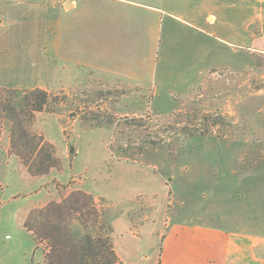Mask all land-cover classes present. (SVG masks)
I'll return each instance as SVG.
<instances>
[{
	"label": "rangeland",
	"instance_id": "obj_1",
	"mask_svg": "<svg viewBox=\"0 0 264 264\" xmlns=\"http://www.w3.org/2000/svg\"><path fill=\"white\" fill-rule=\"evenodd\" d=\"M11 2L0 0V81L7 86L0 87V264H44L50 243L24 224L33 211L79 191L93 197L100 217L82 200L78 212L72 200L61 211L66 223L81 234L104 233L107 224L121 264H158L173 223L264 236V52L249 50L247 36L239 48L227 44L240 22H207L210 0H167V7L142 0L166 11L158 44L155 12L131 8L143 27L123 33V48L93 52L98 45L78 36L63 53L55 8L13 18ZM252 7L257 20L249 28L258 34L264 0ZM169 13H187L198 29ZM66 54L80 65L67 68ZM125 63L146 70L153 63L142 92L95 78ZM37 88L51 97L30 117L33 103L24 96ZM10 106L18 122L8 119ZM49 155L55 166L35 174Z\"/></svg>",
	"mask_w": 264,
	"mask_h": 264
},
{
	"label": "crops",
	"instance_id": "obj_2",
	"mask_svg": "<svg viewBox=\"0 0 264 264\" xmlns=\"http://www.w3.org/2000/svg\"><path fill=\"white\" fill-rule=\"evenodd\" d=\"M15 1V3L8 4L9 13L7 14H11L13 18L19 16V18L26 19L28 12L41 16L44 13L43 9L47 6L56 9L58 18L56 21L57 48L59 51L62 49L63 53H65L63 50L64 43L73 37L70 43L71 48L74 49L76 42L74 37L78 36L86 37L88 43L93 42L98 45V49H92L93 52L99 51L110 54L108 51L123 48V41L119 39L124 35L123 33L143 27L142 17L138 18L136 11L131 8H147L155 12L158 18L157 26L153 29V41L158 44L163 21L161 15L166 12L164 9L146 5L142 0ZM160 1L162 6L167 7L165 6L167 0ZM224 1L227 2V0H210V2L205 3L204 8H207L208 5L211 8L203 13L206 14L205 20L212 25L218 21L223 22L225 19L227 23L229 21L232 23L240 22V27H234L236 31L227 32L226 35H229L227 37L229 41L225 40L227 44L232 48H239L242 46L239 44L240 38L247 36L249 50L264 52V30L260 29L262 33L259 30L257 34L254 26L249 28L250 24L252 25L257 20L256 16L250 18L249 11L258 0H232L236 3L230 4L231 7L225 5ZM230 10H235L233 15H229ZM252 11L254 12V8ZM169 15L184 23L186 27L188 25L198 29L196 25L187 22V13L180 16L174 13H169ZM247 22L249 24L245 28ZM261 23L264 27V18H261ZM244 29L248 34L241 33ZM102 47H107L108 50L104 51L101 49ZM4 53H8V51L3 50ZM66 55L63 60L67 63V68L71 64H74L75 67L80 65L73 57L70 58L69 54ZM64 69L66 68L64 67ZM103 74V76L98 75L95 78L105 84L119 85L126 90L129 88L128 85L141 90L140 86L145 84V79L153 74V63L148 65V70L125 63L115 69L105 70ZM85 79L86 81L89 80V78ZM0 87L7 86L0 81ZM233 227L229 225L210 226L198 223H173L163 237L162 251L158 262L160 264H264V236L234 230Z\"/></svg>",
	"mask_w": 264,
	"mask_h": 264
},
{
	"label": "trees",
	"instance_id": "obj_3",
	"mask_svg": "<svg viewBox=\"0 0 264 264\" xmlns=\"http://www.w3.org/2000/svg\"><path fill=\"white\" fill-rule=\"evenodd\" d=\"M50 97L51 95L46 90L39 88L25 93L24 100L30 104L33 103L30 117L34 112H42ZM5 111L8 113L9 120L14 123L20 120L15 106L5 108ZM51 161L55 159L49 155L43 163L45 167L38 171L33 170V172L35 174L48 173L55 166L53 162L50 163ZM72 200H75L74 206L78 207V212H82L83 208L80 207V201L85 202L84 208L90 209L98 221L99 211L96 209L93 197L79 191L72 193L69 198L60 203H52L43 209L33 211L24 224V227L32 232L37 240L49 241L50 252L46 254L44 264H121L111 238L112 230L107 224H101L104 233L81 234L66 223V218L62 216L61 211L70 206ZM73 210L72 208L71 211ZM59 214L61 217H58Z\"/></svg>",
	"mask_w": 264,
	"mask_h": 264
}]
</instances>
